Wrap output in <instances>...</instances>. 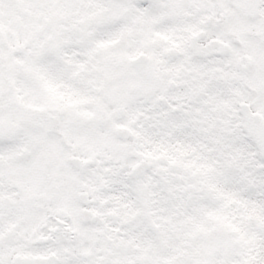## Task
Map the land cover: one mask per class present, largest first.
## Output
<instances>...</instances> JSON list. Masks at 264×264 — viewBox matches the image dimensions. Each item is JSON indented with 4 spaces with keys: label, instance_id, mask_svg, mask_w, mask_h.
Returning <instances> with one entry per match:
<instances>
[{
    "label": "snow or ice",
    "instance_id": "obj_1",
    "mask_svg": "<svg viewBox=\"0 0 264 264\" xmlns=\"http://www.w3.org/2000/svg\"><path fill=\"white\" fill-rule=\"evenodd\" d=\"M0 264H264V0H0Z\"/></svg>",
    "mask_w": 264,
    "mask_h": 264
}]
</instances>
